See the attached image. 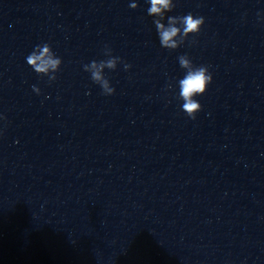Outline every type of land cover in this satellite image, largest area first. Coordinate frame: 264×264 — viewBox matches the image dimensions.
<instances>
[{"label":"clouds","instance_id":"1","mask_svg":"<svg viewBox=\"0 0 264 264\" xmlns=\"http://www.w3.org/2000/svg\"><path fill=\"white\" fill-rule=\"evenodd\" d=\"M149 3L150 7L147 9L148 13L161 18L165 10L171 11L172 8L171 0H149ZM131 7L135 8L136 5L132 4ZM167 20V26L161 23L160 19H156L154 22L159 32L161 44L170 49H175L177 47V41L174 38L177 37L178 33H182L184 36H187L189 33L197 34L200 32L201 26L205 23L204 17H194L191 13L179 17V21L183 25L182 28L175 26L177 24L176 17L168 16ZM109 53H111V49L106 47L105 54ZM118 60H121V58L109 55L107 60L99 62L93 60L91 63L84 65V70L91 71V79L101 86L105 95H112L115 89L109 87V81L101 75V70L104 67L115 69ZM26 62L36 73H47L50 69L55 72L60 68L62 63L60 58L55 57L47 43L42 47L38 45L36 49L26 57ZM179 63L182 68L188 69L184 78L179 81V95L184 101L182 110L188 117L195 119L196 114L201 110L202 106L197 100L193 99V97L197 94H205L213 77L207 66L201 65L193 67L185 56L179 57ZM130 67L131 65L124 64L125 70ZM55 79V76L50 77L52 81ZM33 87L34 90H36V87Z\"/></svg>","mask_w":264,"mask_h":264}]
</instances>
